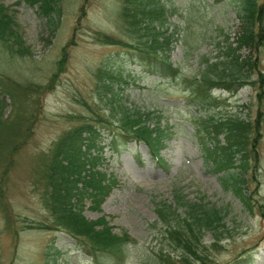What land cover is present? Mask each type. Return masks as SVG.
Here are the masks:
<instances>
[{"label":"rangeland","instance_id":"obj_1","mask_svg":"<svg viewBox=\"0 0 264 264\" xmlns=\"http://www.w3.org/2000/svg\"><path fill=\"white\" fill-rule=\"evenodd\" d=\"M158 2L167 10L163 27L170 35L168 61L177 68L173 78L151 75L131 61L136 54L124 42L144 33L126 31L122 0H60L50 27L36 6L0 0L24 48L12 53L0 43V75L6 78L0 121L15 129V136L0 141V264H96L52 225L41 176L55 142L97 117L102 118L93 122L102 157L97 169L104 182L114 183L96 206L89 194L73 198L74 209L90 221L102 217L111 232L125 231L134 240L124 245L121 260L99 255L98 264H186L181 249L161 234L164 226L154 209L156 201L174 205V189L190 201L203 197L223 215L217 236L207 230L201 237L202 262L188 264H264V7L261 23L253 26L262 32L255 48L237 42L244 0ZM104 36L121 43H105ZM204 64L211 70L202 106L190 86ZM106 72L110 78L102 77ZM103 84L127 106L160 116L166 136L159 160L134 140L118 153L108 148L114 124L104 108L109 93L103 95ZM235 117L247 124L237 153L245 163L218 169L204 157L201 135L212 148L224 145V134H212L211 123ZM201 118L207 134L197 123ZM227 172L238 174L245 201L227 186Z\"/></svg>","mask_w":264,"mask_h":264},{"label":"trees","instance_id":"obj_2","mask_svg":"<svg viewBox=\"0 0 264 264\" xmlns=\"http://www.w3.org/2000/svg\"><path fill=\"white\" fill-rule=\"evenodd\" d=\"M20 1L28 6H36L38 14L45 18L46 25L53 26L54 13L60 0H18ZM263 7L264 2L256 6L253 0H244L243 9L247 12L243 14L244 20L237 40L238 45L252 44L255 48L258 45V39L262 36L261 27L258 26L257 32H254L253 26L254 23H261ZM6 11V6L0 3V43L10 52L20 54L24 48L14 28L15 23ZM120 15L127 32L134 30L141 32V35L144 33V36L137 37L138 39L133 42H124V45L136 54V60L131 56V61H136L147 73L161 78H173L177 68L168 61V51L171 46L168 41L170 35L166 34V27H163L167 15L163 4L158 0H122ZM103 39L108 44L121 43L107 36ZM229 52L227 48L225 54ZM207 67L204 64L199 78L193 79L194 87L190 86L191 96L202 106L207 103L205 96L207 70H211L210 66L208 69ZM233 72L235 71L232 70ZM109 73L102 77L110 78ZM97 76L99 77V74ZM1 78L3 80L0 79V89L6 87L4 83L6 78L3 76ZM102 90L103 95L109 93L108 97H105L104 101L107 104L104 108L107 109L110 123L114 124V131L109 134L108 148L118 153L129 141L134 140L142 143L150 156L159 160L158 150L166 136V128L160 125V116L153 114L152 111H141L140 107L135 105L127 106L106 84H103ZM2 107L0 99V110ZM96 121L101 122L102 118L97 117L93 120ZM93 122L81 123L65 132L55 142L41 176L45 188L44 202L52 217V225L77 242L93 262L98 264V256L104 255L102 256L104 259L111 257L114 263L116 260H121L123 254L125 256L124 245L132 244L134 240L125 231L119 234L111 232L102 217H98L95 221L85 219L79 210L74 209L72 201L73 198L89 194L96 206L114 183L113 178L104 182V173L97 169L102 157L99 155L101 146H97L99 130ZM197 123H203L202 127H205L207 134L206 120L201 118ZM11 126L0 121V132L3 134L0 141L9 140L10 135L15 136V129H10ZM211 128L212 134H224L226 143L220 146L217 144L212 148L201 135L200 143L204 157L210 159L218 169L243 167L245 162L237 157V153L241 151L240 146L245 138L246 122L236 117L218 119L211 123ZM91 149H96L97 152L93 154ZM226 178L230 180L227 184L234 187L236 194L245 201L236 184L240 181L238 174L227 172ZM172 197L174 202L172 206L163 201L154 203L155 213L164 226L161 234L169 244L173 243V246L176 245L185 253V256L182 253L181 257L184 263L188 264L189 260L201 261L203 249L200 246L201 237L207 230H211L217 236L215 231L217 226H223L221 221L223 215L218 208L202 201L203 197L198 201H190L180 193L179 189H174ZM213 239V242H216L218 238ZM152 257L161 260L163 255L153 253Z\"/></svg>","mask_w":264,"mask_h":264}]
</instances>
